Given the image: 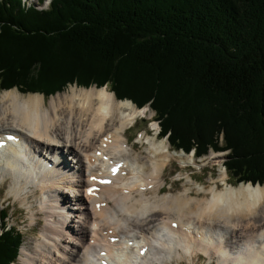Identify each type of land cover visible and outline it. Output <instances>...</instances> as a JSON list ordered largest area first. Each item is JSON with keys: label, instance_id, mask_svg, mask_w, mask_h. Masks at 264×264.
Wrapping results in <instances>:
<instances>
[{"label": "trees", "instance_id": "1", "mask_svg": "<svg viewBox=\"0 0 264 264\" xmlns=\"http://www.w3.org/2000/svg\"><path fill=\"white\" fill-rule=\"evenodd\" d=\"M73 84L152 106L177 150H231L229 174L264 185V0H0V86ZM1 217L11 264L23 236Z\"/></svg>", "mask_w": 264, "mask_h": 264}, {"label": "bare ground", "instance_id": "2", "mask_svg": "<svg viewBox=\"0 0 264 264\" xmlns=\"http://www.w3.org/2000/svg\"><path fill=\"white\" fill-rule=\"evenodd\" d=\"M34 97L39 106H32ZM1 98L0 137L17 132L20 136L13 137L17 140L13 143L21 141L27 151L23 158L0 157V191L6 189L7 198L26 206L31 220L42 214L45 221L40 238L22 248L20 264H98L102 252L101 259L108 264H180L183 260L194 264L200 255L214 264H264V187L232 186L222 173L220 183H210L219 184L222 191L217 185L208 188L197 183L186 172L177 181H186L180 194L173 193L174 184L164 193L169 165L182 160L186 169L198 162L186 154L174 156L168 142L158 139L155 123L153 133L138 137L143 152L130 144L125 133L142 116L147 118L148 110L97 87L73 86L52 97L48 105L39 94L25 97L11 91ZM40 151L56 171H63L62 176L44 172L40 179L34 170L27 171L39 166L35 159ZM63 152L73 164L70 169L64 162L65 170L59 169L53 160V154ZM212 154L213 161L222 163L221 155ZM112 159L126 164L120 181L102 187L93 198L85 195L90 177L106 172ZM33 191H38L35 198ZM66 195L76 198V207H71ZM190 205L197 207L193 214L185 212ZM97 232L101 237L94 244ZM109 237L118 243L109 244Z\"/></svg>", "mask_w": 264, "mask_h": 264}, {"label": "rangeland", "instance_id": "3", "mask_svg": "<svg viewBox=\"0 0 264 264\" xmlns=\"http://www.w3.org/2000/svg\"><path fill=\"white\" fill-rule=\"evenodd\" d=\"M49 1L50 0H48V1L45 0V2L41 3L39 6L37 4V0H34V3H36L35 5L39 9L44 10V9H48V5L50 3ZM28 4H32V2L29 1ZM73 86H77L79 88H84V89H86V88L90 89L91 88V87H88V86L84 87V86H79L77 84H73V85H69L64 90H61L59 92L54 93L52 97H54V96H56L58 94L65 93L66 91H70V89ZM93 86H95V85H93ZM106 88H108V90L112 92V90L110 89V86L109 87L107 86ZM11 91H18L19 94H21L22 96H25V97H29L31 95H38V94H25L26 92L22 93L17 88L9 90V91H1L0 90V107H1V100H2L1 97L3 95H5L6 93L11 92ZM39 95H42V94H39ZM52 97H50V96L49 97H44L45 100H46L45 101L46 105H48L49 100ZM32 106L33 107L39 106V99L37 97H34L32 99ZM149 107L145 108L146 110H148L147 118H140V120L138 119L136 124L134 126H132V128L128 129L127 133H125L126 136L128 137V140H129L130 144H134L135 147H136V150L140 151V153L143 152L142 151L143 148H140L139 145L137 144L138 139H134L133 137H135L136 134H138V132L151 133V130H150L151 128L150 127H151L152 123L153 124L154 123L157 124L155 122L156 121L155 120L156 119V117H155V115H156L155 113L156 112H155V110L152 111ZM151 117H152V119H150ZM177 153L179 154V156H182V155L185 154V153H182V152L178 151V152H174L173 155L177 157ZM212 153H213L212 150L209 151L206 154L208 156H205V158H203L202 160L197 161L198 162L197 165H191L190 167H188L186 169L183 168V166H185V163H183L184 161H182V160L175 161L173 166H172V164L169 165L170 168L168 167L169 169H167L166 174L164 175V180L166 182V186L165 185L164 186L166 188H165V190H163V192L164 193L165 192L169 193L170 190H171V186L174 184L173 185V190H172L173 193L175 195L176 194H180L182 192L183 188H184L183 184L186 181L184 180V181H181L179 183H177V181L182 179V178L179 177V175L181 173L185 174L186 172L190 176H192L194 181H197V183L202 184V185L203 184H207L206 187H208V188H210V187H212L214 185H217L218 189L223 191V188L221 189V186L219 184L214 183L213 185H211L210 183H212V182L220 183L221 174L225 172L224 163L226 162V154L225 153H222L223 155L219 154V155H221L220 159L222 160V163H216V161H213L211 159L213 157ZM191 156H188V157H191ZM56 163H57L56 166L59 169L65 170L66 167H65V165L62 164L63 162H56ZM61 166H62V168H61ZM66 166H68V165H66ZM71 166H73V164H71ZM183 170H185V171H183ZM150 171H151V167H147L146 172L149 173ZM227 176H228V174H227ZM231 182H234V181L231 180ZM0 188H1V186H0ZM7 189H8V187H7ZM6 191H7L6 189H4V190L2 189V191H0V213L1 214L2 213H9L10 215L7 218L5 217V222L9 223L8 225H12V226L16 227L24 235V240H23L24 242L22 243L21 249L19 250L20 253L18 254L19 255L18 256V260H16V262L14 263V264H20L19 257H20L22 248L24 246H27V245H32L35 238L36 239L40 238V233H41V230L43 228V225L45 224V221L43 219L42 214H37L36 219L35 220H31L30 219V216L32 214L31 211L26 206H24L21 202L14 201L13 199L7 198L6 197ZM37 193H38V191H33L31 193V195L32 194L34 195L33 198H35ZM31 195H30V202H29L30 205H31V199H32ZM194 196L195 197H199V199H202V200H208V201L211 200L210 196H204V195H199L198 196L196 194H194ZM148 197L149 198L152 197L151 193L148 194ZM66 200H67V202L71 203V207L72 208L76 207L75 205L78 204V202L73 203V200L67 198V195H66ZM6 207H8V209L5 212L3 210V208H6ZM196 208L197 207L195 205H190L189 207L186 208L185 212H189V214H193L194 211L196 210ZM216 208L219 209L220 206H216ZM1 214H0V219H2ZM188 216L190 218H193L192 215H188ZM180 264H193V263L183 260ZM194 264H210V263H209V261H208V259L206 257H204L203 255H200V259H197Z\"/></svg>", "mask_w": 264, "mask_h": 264}]
</instances>
